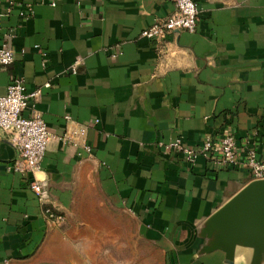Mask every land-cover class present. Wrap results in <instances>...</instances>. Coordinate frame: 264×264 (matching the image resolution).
<instances>
[{"label":"crops","instance_id":"1","mask_svg":"<svg viewBox=\"0 0 264 264\" xmlns=\"http://www.w3.org/2000/svg\"><path fill=\"white\" fill-rule=\"evenodd\" d=\"M193 1V32L151 41L141 30L173 0H0V42L14 57L0 67V92L15 78L26 91L41 87L22 114L40 113L51 134L84 130L75 144L51 139L33 174L60 223L8 169L18 154L0 131V264H58L80 244L122 250L124 216L134 224L130 249L140 237L158 264H249L247 248L231 263L219 250L198 253V233L253 180L243 148L264 161V0ZM227 129L234 166L202 156L190 164L162 148L174 139L198 147Z\"/></svg>","mask_w":264,"mask_h":264},{"label":"built area","instance_id":"2","mask_svg":"<svg viewBox=\"0 0 264 264\" xmlns=\"http://www.w3.org/2000/svg\"><path fill=\"white\" fill-rule=\"evenodd\" d=\"M174 9L167 16L153 21L143 28L140 35L148 40L157 41L164 39L175 31L193 32L197 24V7L193 0H173ZM32 15L31 6H27L24 18ZM15 28L7 33L10 39ZM14 57L12 49L4 42H0V67L12 63ZM74 71V70H73ZM49 83L43 84L47 88ZM42 92L41 87L32 91H26L20 78L13 79L5 89L0 92V131L8 134V141L17 151L18 157L8 167L16 171L27 180L28 188L34 193L37 200L43 205V215L49 221L63 222L64 217L54 206L48 203V191L44 182L34 177V172L39 170L41 160L51 139H60L67 144L72 142L73 135H82L84 130L79 128L69 134H51L41 114L34 112L25 116L23 110L31 100L36 99ZM68 118V116H65ZM163 150L174 151L190 164H193L198 156L209 160L217 168H225L239 164L240 155L235 150L236 140L231 129L224 130L219 137L207 134L198 147L184 145L181 140L162 144ZM86 152H90L89 146H83ZM243 165L250 171L253 180L264 179V161L258 160L253 147L244 148ZM5 263L7 260L4 261Z\"/></svg>","mask_w":264,"mask_h":264},{"label":"water","instance_id":"3","mask_svg":"<svg viewBox=\"0 0 264 264\" xmlns=\"http://www.w3.org/2000/svg\"><path fill=\"white\" fill-rule=\"evenodd\" d=\"M198 253L222 251L227 263L237 248L250 250L249 264H264V179L251 180L202 224Z\"/></svg>","mask_w":264,"mask_h":264},{"label":"rangeland","instance_id":"4","mask_svg":"<svg viewBox=\"0 0 264 264\" xmlns=\"http://www.w3.org/2000/svg\"><path fill=\"white\" fill-rule=\"evenodd\" d=\"M123 226L126 228L124 231L122 241L124 242V249L113 250L109 243H107V249H99L98 245H92V249H84L83 245H76L72 254H63L58 260V264H158L157 254L152 252L145 242L138 237V248L136 250L130 249V242L132 236L130 230L134 227L132 221L125 216L122 219ZM134 239V236H133ZM94 248V249H93ZM147 254L155 256L152 263L144 261L143 257Z\"/></svg>","mask_w":264,"mask_h":264}]
</instances>
